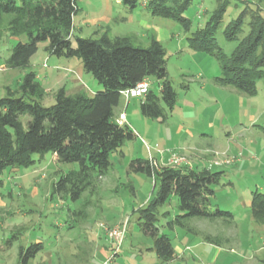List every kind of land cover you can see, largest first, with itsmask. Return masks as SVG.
Segmentation results:
<instances>
[{"label":"rangeland","instance_id":"obj_1","mask_svg":"<svg viewBox=\"0 0 264 264\" xmlns=\"http://www.w3.org/2000/svg\"><path fill=\"white\" fill-rule=\"evenodd\" d=\"M147 1L141 0L136 9H130L120 0H76L74 40L124 37L142 49L159 40L167 51L169 80L178 94L176 105L172 111L167 110L166 122H161L142 115L141 98L127 102L122 97L115 110L116 119L121 111L126 112L137 137L121 149L123 155H111L112 167L98 180L96 191L85 193L77 202L54 194L55 182L62 173L77 169L76 164L58 163L51 154L43 160L34 155L35 164L29 168L6 171L0 188V264H21L20 250L38 243L44 249L29 264H152L150 257L141 259L132 252L131 245L140 240L139 211L155 199L159 183L130 171L136 159L152 160L156 171L189 168L222 173L220 183L214 186L212 210L234 213L236 225L223 219H189L191 229L224 245L223 260L212 262L203 255L189 259L190 264H244L245 259L254 258L255 252L253 264H264V227L254 220L251 211L252 193H264V79L257 84L256 96L219 86L215 82L222 75L219 61L211 54L190 49L188 38L205 28L218 8L215 0H193L184 14L192 21L190 32L177 21L154 17L146 7ZM230 2L216 34L228 56L247 35L249 16L236 41L224 37L229 23L243 12L264 15V0ZM11 19L5 17L0 24V100L9 93L21 97V85L30 73L43 87L45 107L54 105L62 88L68 95L103 90L92 75L85 71L80 75L75 68L77 61L82 65L80 60L51 55L46 43L39 44L29 67L10 68L7 62L14 48L27 42L12 35L8 26ZM148 82L159 94L157 80L150 78ZM29 121L30 117L21 118L26 129ZM179 158L184 159L180 164L172 163ZM166 212L178 213L176 198L172 197L160 211L161 226L166 223ZM125 225L126 237L116 254L107 229ZM183 232L178 229L179 235ZM172 239L179 244L176 236ZM102 247L112 250L109 259L98 254Z\"/></svg>","mask_w":264,"mask_h":264},{"label":"trees","instance_id":"obj_2","mask_svg":"<svg viewBox=\"0 0 264 264\" xmlns=\"http://www.w3.org/2000/svg\"><path fill=\"white\" fill-rule=\"evenodd\" d=\"M121 4L136 9L141 0H120ZM217 10L204 29L188 38L190 49L208 53L221 64L222 75L215 79L219 86L234 87L249 95L258 94L257 84L264 79V15L241 13L224 30L227 41H236L249 16V31L240 40L235 51L228 56L220 47L216 34L223 22L230 0H215ZM193 0H148L146 7L154 17L174 20L186 32L192 21L184 14ZM76 0H0V24L5 17H12L9 30L15 37H24L13 50L7 65L13 69L30 66L39 50L46 43V50L54 56L81 61L84 71L92 75L103 90L90 97L86 94L68 95L58 91L54 105L42 104L44 90L30 73L21 85L22 96L14 94L0 100V188L4 186L6 171L29 168L35 164L34 155L43 160L47 154L56 155L58 163L76 164L77 169L62 173L54 184V194L79 201L85 193L98 188V180L105 177L112 167L111 155L122 153V148L137 135L126 125L116 122L115 110L119 107L121 92L132 89L150 78H155L160 92L150 89L141 101V113L152 120L166 122L168 111L176 105L178 94L169 80L167 51L157 40L147 49L134 47L129 39L108 37L100 41L73 36V20L77 15ZM166 108H164V106ZM168 110V111H167ZM22 117H30L27 129ZM130 171L155 178L159 191L155 199L140 209V231L154 240V251L163 263L174 259L175 251L168 235L161 230L177 228L194 232L187 221L191 218L223 219L236 225V215L212 210L214 186L220 183L222 173L207 169L192 170L165 168L156 171L150 160H133ZM178 201L174 219L160 225V211L172 199ZM252 216L264 227V193L254 192L251 199ZM171 212L163 214L168 219ZM206 240L215 244L210 236ZM44 249L43 244L20 250L21 264H29Z\"/></svg>","mask_w":264,"mask_h":264},{"label":"crops","instance_id":"obj_3","mask_svg":"<svg viewBox=\"0 0 264 264\" xmlns=\"http://www.w3.org/2000/svg\"><path fill=\"white\" fill-rule=\"evenodd\" d=\"M163 36H164V34H163ZM157 41H159V40H157ZM75 68L78 69V71L80 72V75L82 72H84L83 65L79 64L78 61L75 63ZM76 69H75V71H76ZM100 90L91 91V93H89V95L88 94H86V95L92 97ZM144 98L145 97H143L141 99L143 100ZM122 112L123 111H121L118 114V116ZM127 123L130 127L132 126L131 123L129 122L128 117H127ZM53 156L57 157L56 155H53ZM193 168H195L194 165H193ZM176 215L177 214L171 215L168 219H166V222L168 220L174 219ZM178 229H180V228H177L172 232L168 231L167 229H163V228L161 230V234L162 235L163 234L168 235L172 241V245H173L174 251H175V256H174V259L172 261H170L168 263H163L158 258V256L156 255V253L154 251V248H153L154 247V240L149 238V237H146L142 232L137 234V237L140 238L138 243L131 245L132 252L137 253L141 259H146V257H150L149 259L152 262V264H190L189 259H192V260L195 259L196 260L197 258L202 257L203 255L208 257L212 262L216 261V260L217 261L223 260V258H224V251H223L224 245H219L218 243H215V244L210 243L209 241L206 240V236L202 237L200 235V233L196 232V231L190 233V232H187L186 230H183L184 231L183 234L179 235ZM173 236L177 237V240L179 243L178 245H175V243L173 242V239H172ZM231 251L233 252L234 249L232 248ZM111 252H112V250H108L107 248L102 247L101 249H99L98 254H101L105 258L109 259ZM242 255L245 256V253L243 252ZM226 257L227 256H225V258ZM255 257H257L256 252L254 254V258L250 259V260L245 259L244 264H253ZM149 259L146 262H149Z\"/></svg>","mask_w":264,"mask_h":264},{"label":"built area","instance_id":"obj_4","mask_svg":"<svg viewBox=\"0 0 264 264\" xmlns=\"http://www.w3.org/2000/svg\"><path fill=\"white\" fill-rule=\"evenodd\" d=\"M149 91H150V83L148 81H144L143 83L138 84L136 87L132 89L121 92V95L128 102L129 99L145 97L149 93ZM116 122L120 127H124L128 125L126 112H122L119 115V117L116 119ZM151 159L153 158L151 157ZM183 160L184 159L179 158L178 160H174L172 163L180 164ZM107 232H108L107 233L108 237L110 238L111 241H113V243L116 246L115 253L117 254L118 251L121 249L126 237V232H127L126 225L122 228L117 227V228L107 229Z\"/></svg>","mask_w":264,"mask_h":264}]
</instances>
